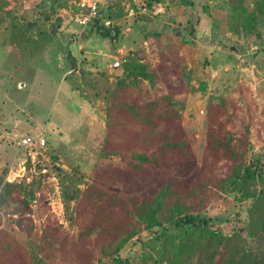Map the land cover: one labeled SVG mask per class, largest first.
<instances>
[{
  "label": "trees",
  "instance_id": "trees-1",
  "mask_svg": "<svg viewBox=\"0 0 264 264\" xmlns=\"http://www.w3.org/2000/svg\"><path fill=\"white\" fill-rule=\"evenodd\" d=\"M60 1L27 14L0 0L1 47L12 46L34 61L61 32ZM102 4L87 26L77 27L121 39L127 27L113 19L106 25L112 15ZM218 7V15L231 10L229 20L255 10L264 16V0H223ZM167 26L157 24L130 39L123 75L104 89L109 130L101 154L109 162L97 166L84 187L65 191L75 202L70 229L52 218L38 228L26 225L34 191L0 176V204L21 200L13 213L30 238V245L10 234L8 242L0 238V264H264V150L257 152L251 139L254 113L244 101L246 89L236 88L239 95L231 101L220 96L208 104L199 152L201 140L182 121L184 101L175 98L188 84L180 61L187 38L183 33L178 46L162 51ZM150 35L160 58L154 64L141 44ZM231 199L232 207L222 211V202ZM154 228L138 262L122 257L128 241Z\"/></svg>",
  "mask_w": 264,
  "mask_h": 264
},
{
  "label": "rangeland",
  "instance_id": "rangeland-1",
  "mask_svg": "<svg viewBox=\"0 0 264 264\" xmlns=\"http://www.w3.org/2000/svg\"><path fill=\"white\" fill-rule=\"evenodd\" d=\"M222 2L105 0L102 8L112 15L106 19L126 26L123 31H128L121 39L112 40L99 33L87 35L78 28L73 20L75 8L68 0H61L56 5L57 14L64 19L61 32L34 61L23 59L12 46L0 45V176L23 182L26 191H34L28 200L31 211L25 213V218L29 217L26 225L38 228L52 218L71 228L75 202L68 201L65 191L72 193L75 187H84L96 167L109 162L101 154L109 130L104 89L123 75L130 39L141 38L145 30L153 31L157 24L168 25L162 51L178 46L183 33L187 38L180 49V61L188 84L187 88L181 86L175 98L184 101L182 121L190 135L201 140L195 145L198 151L204 148L208 104L220 96L229 101L232 96L233 100L239 95L238 87L246 89L244 101L254 113L250 123L254 148L264 150V16L255 10L254 14L243 12L229 20L230 9L217 13ZM50 3L11 0L10 5L28 14L37 6L48 8ZM132 17H136L135 24L129 28ZM177 28L182 32L177 33ZM141 44L152 64L157 63L160 58L155 37L150 35ZM117 61L120 65L114 66ZM161 89L163 93L165 89ZM27 136L36 142L44 138L45 144L21 146ZM21 194L25 195L23 191ZM20 204L21 200L13 199L0 204V238L8 242L10 234L30 245L27 232L17 225L13 213ZM232 205V199L224 200L222 211ZM155 232L157 228L144 230L128 241L120 250L122 257L138 262L145 242ZM105 261L113 263L110 258Z\"/></svg>",
  "mask_w": 264,
  "mask_h": 264
},
{
  "label": "built area",
  "instance_id": "built-area-1",
  "mask_svg": "<svg viewBox=\"0 0 264 264\" xmlns=\"http://www.w3.org/2000/svg\"><path fill=\"white\" fill-rule=\"evenodd\" d=\"M105 0H70V4L75 6L76 9L74 10V21L76 24L80 25L81 27L87 26L90 19L97 15V12L100 8L101 3ZM111 20L106 19L105 24L109 25ZM114 66L120 65V61H117L113 64ZM45 144V139L41 138L38 142L35 141L33 137L27 136L22 139L20 142L21 146L26 147H37L42 146Z\"/></svg>",
  "mask_w": 264,
  "mask_h": 264
}]
</instances>
